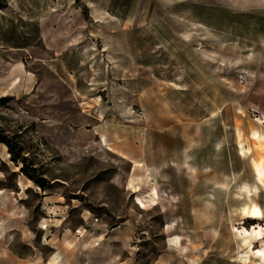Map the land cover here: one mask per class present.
Returning a JSON list of instances; mask_svg holds the SVG:
<instances>
[{"label":"rangeland","instance_id":"rangeland-1","mask_svg":"<svg viewBox=\"0 0 264 264\" xmlns=\"http://www.w3.org/2000/svg\"><path fill=\"white\" fill-rule=\"evenodd\" d=\"M182 1L0 0V264H264V0Z\"/></svg>","mask_w":264,"mask_h":264},{"label":"crops","instance_id":"crops-1","mask_svg":"<svg viewBox=\"0 0 264 264\" xmlns=\"http://www.w3.org/2000/svg\"><path fill=\"white\" fill-rule=\"evenodd\" d=\"M239 0H184L182 1L185 6L189 9L206 10L210 7L221 8L223 5H230L238 3ZM248 1V0H244ZM233 4V5H234ZM237 5V4H235ZM214 8V9H215ZM250 9V10H249ZM243 10V9H239ZM231 11L230 15V27L244 28L245 30L252 31L255 38H252L253 42V55L256 59L254 73H262V78L264 79V5L261 6H251L246 8L245 11ZM236 20H234V17ZM241 19V20H240ZM16 49L26 48L27 45L14 46ZM26 67L21 61L16 65L15 70L12 73H4L0 76V93L4 94L9 91V87L24 90V86H29L31 83V77L27 73Z\"/></svg>","mask_w":264,"mask_h":264},{"label":"trees","instance_id":"trees-1","mask_svg":"<svg viewBox=\"0 0 264 264\" xmlns=\"http://www.w3.org/2000/svg\"><path fill=\"white\" fill-rule=\"evenodd\" d=\"M5 5H0L2 9ZM0 143H3L7 146L8 153L10 154V159L13 162L21 161L22 165L20 167V172L26 174L25 170V158L22 156V148L13 144L12 137L9 138L2 130H0ZM35 182L41 187L44 188V184L40 181L35 180Z\"/></svg>","mask_w":264,"mask_h":264},{"label":"built area","instance_id":"built-area-1","mask_svg":"<svg viewBox=\"0 0 264 264\" xmlns=\"http://www.w3.org/2000/svg\"><path fill=\"white\" fill-rule=\"evenodd\" d=\"M239 78H240L241 81L244 80V76L243 75H240Z\"/></svg>","mask_w":264,"mask_h":264}]
</instances>
